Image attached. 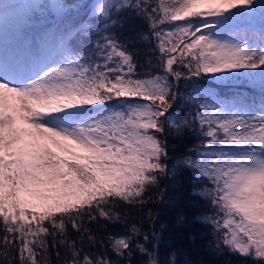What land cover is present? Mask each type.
Instances as JSON below:
<instances>
[{"label":"snow or ice","instance_id":"snow-or-ice-1","mask_svg":"<svg viewBox=\"0 0 264 264\" xmlns=\"http://www.w3.org/2000/svg\"><path fill=\"white\" fill-rule=\"evenodd\" d=\"M185 171L216 250L264 264V0H0V264H175L108 226Z\"/></svg>","mask_w":264,"mask_h":264},{"label":"trees","instance_id":"trees-1","mask_svg":"<svg viewBox=\"0 0 264 264\" xmlns=\"http://www.w3.org/2000/svg\"><path fill=\"white\" fill-rule=\"evenodd\" d=\"M115 19V17H114ZM124 36L134 32H141L139 21H121ZM123 38V37H122ZM152 47L148 44H138V51L144 57L145 50ZM146 63V61H144ZM180 91H184L183 82ZM178 113L183 116L188 109L180 103ZM199 141L192 136L185 135L184 139L169 136V152L176 156L184 152L185 147H191ZM200 184L199 188L207 187ZM146 203L121 204L122 222L110 224V234L127 235V225L131 223L141 227L139 242L143 241L144 234L150 237L149 247L155 245L160 260L175 261V264H240V260L228 251H217L216 236L210 224H206L203 217L208 215V203L203 197H193L190 173L182 172L175 177L161 180L158 189H150L145 196ZM151 213V218L149 217ZM155 233V236H153ZM146 259L133 248V255L125 260V264H141ZM52 264H56L55 252L51 255Z\"/></svg>","mask_w":264,"mask_h":264},{"label":"rangeland","instance_id":"rangeland-1","mask_svg":"<svg viewBox=\"0 0 264 264\" xmlns=\"http://www.w3.org/2000/svg\"><path fill=\"white\" fill-rule=\"evenodd\" d=\"M73 2H75V0H73ZM209 186V185H208ZM207 186V187H208ZM207 209H209V213H208V215H213V213H214V210H213V208L210 206V204L208 205V208ZM212 230H213V228H212ZM214 231V230H213Z\"/></svg>","mask_w":264,"mask_h":264}]
</instances>
